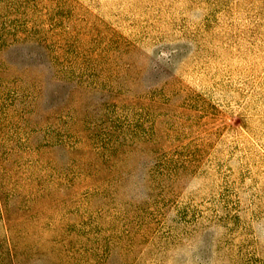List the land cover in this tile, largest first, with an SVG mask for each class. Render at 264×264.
Segmentation results:
<instances>
[{"label":"rangeland","instance_id":"1","mask_svg":"<svg viewBox=\"0 0 264 264\" xmlns=\"http://www.w3.org/2000/svg\"><path fill=\"white\" fill-rule=\"evenodd\" d=\"M0 264H264V0H0Z\"/></svg>","mask_w":264,"mask_h":264}]
</instances>
